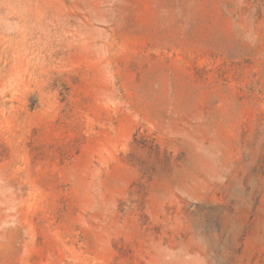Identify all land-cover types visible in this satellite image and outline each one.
I'll use <instances>...</instances> for the list:
<instances>
[{
  "label": "rangeland",
  "instance_id": "374dc122",
  "mask_svg": "<svg viewBox=\"0 0 264 264\" xmlns=\"http://www.w3.org/2000/svg\"><path fill=\"white\" fill-rule=\"evenodd\" d=\"M0 264H264V0H0Z\"/></svg>",
  "mask_w": 264,
  "mask_h": 264
}]
</instances>
